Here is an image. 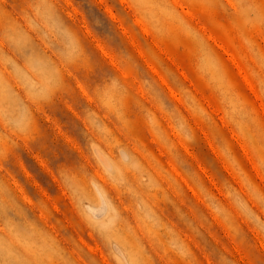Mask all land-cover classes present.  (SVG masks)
I'll return each mask as SVG.
<instances>
[{"label":"rangeland","instance_id":"obj_1","mask_svg":"<svg viewBox=\"0 0 264 264\" xmlns=\"http://www.w3.org/2000/svg\"><path fill=\"white\" fill-rule=\"evenodd\" d=\"M0 264H264V0H0Z\"/></svg>","mask_w":264,"mask_h":264}]
</instances>
